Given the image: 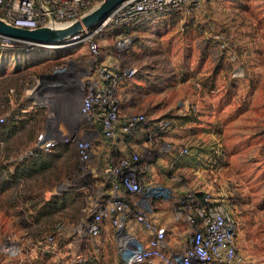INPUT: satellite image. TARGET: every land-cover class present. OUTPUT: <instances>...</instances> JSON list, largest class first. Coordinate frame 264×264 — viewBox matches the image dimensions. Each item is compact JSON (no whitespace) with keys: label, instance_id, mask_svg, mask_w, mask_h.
<instances>
[{"label":"rangeland","instance_id":"obj_1","mask_svg":"<svg viewBox=\"0 0 264 264\" xmlns=\"http://www.w3.org/2000/svg\"><path fill=\"white\" fill-rule=\"evenodd\" d=\"M201 4L178 16L165 14L145 23L144 27H153L142 32L125 29L136 40L128 53L117 49L127 36H119L112 27L104 29L95 38L101 51L97 60L122 73L137 70L134 79L122 80L123 110L146 115L150 131L160 133V122L167 123L168 129H162L155 143L137 152L148 166L147 184L178 194H208L223 202L239 222L238 264H264V0ZM203 47L208 49L206 65L187 81V66L195 68ZM218 56L225 61L220 81L215 90L206 91L201 81L214 72ZM95 60L84 42L58 48L20 43L1 51L0 115L7 108L10 88L19 90L20 104L39 98L38 107L46 113L34 123L33 132L45 141L69 144L79 155L78 145L85 142L89 125L81 114L83 90ZM187 115L197 116L201 125H185ZM30 136L11 139L9 145H22ZM101 144H92L89 161L80 158L82 174L53 182L49 190L55 195L45 194L52 201L67 186L84 190L76 209L24 228L0 199V264H62L68 257V241L77 231L87 232L91 216L107 201V187L87 189L92 186L88 174L101 170ZM181 148L189 153L181 156ZM0 158L12 157L4 151ZM56 224L62 225L67 237L52 235ZM49 236H55L56 247L47 241ZM55 248L67 251L55 259L45 258L54 255Z\"/></svg>","mask_w":264,"mask_h":264},{"label":"built area","instance_id":"obj_2","mask_svg":"<svg viewBox=\"0 0 264 264\" xmlns=\"http://www.w3.org/2000/svg\"><path fill=\"white\" fill-rule=\"evenodd\" d=\"M103 0H0V18L11 26L34 30L46 24H65L81 19L91 9ZM203 0H132L119 7L113 15L95 29L86 30L87 34L81 39V34L75 36L68 45L87 44L91 55L96 58L87 84L83 90L81 114L89 122L99 119L101 134L106 143L114 142L121 136H133L148 121L144 114L123 116L119 89L122 80L134 79L137 70L126 72L115 71L99 62L101 51L96 36L104 29L112 27L119 36H127L125 44L117 45L119 50H128L133 41L128 31L158 19L162 15L179 13L183 10L197 9ZM149 21V22H150ZM19 42L0 35V52L12 49ZM123 51V52H124ZM35 105H42L39 98L33 99ZM5 118H1L3 123ZM161 130L168 129L166 122H160ZM156 132L149 135V143L161 135ZM93 138L86 137L80 142L78 150L80 158L90 160ZM58 145L54 141L43 140L39 135L36 146L51 151ZM189 153L188 148H181V156ZM148 166L142 156L134 153L131 157L122 158L115 166H109L107 173L111 178V192L108 202L95 210L88 222V232L92 237H98L103 229L105 220H110L113 227L121 229L124 219L132 214L135 221L146 228L151 239L147 244L125 239L126 245L122 250L123 264H154L158 260L161 264H238V234L239 222L232 211L223 202L212 196L201 195L195 191H188L180 198L170 188L153 187L147 184ZM144 195L151 201L162 199L176 201L177 215L184 218L192 226L194 234L190 244L178 257H170L164 252L166 229L152 220L146 210L132 206L136 196ZM47 241L55 244L53 236ZM69 264H84L75 261ZM90 264V263H86Z\"/></svg>","mask_w":264,"mask_h":264},{"label":"trees","instance_id":"obj_3","mask_svg":"<svg viewBox=\"0 0 264 264\" xmlns=\"http://www.w3.org/2000/svg\"><path fill=\"white\" fill-rule=\"evenodd\" d=\"M177 14L179 13H172L173 16H178ZM146 23H151V21ZM149 27H153V25L143 26L142 28H137V30L142 32ZM131 37L133 43L126 53L136 43L134 37ZM140 43H142V40ZM207 50L206 47L200 49V56L195 68L191 69L189 65L187 66V81L194 78L196 74L201 73L204 69ZM224 62L223 58L217 57V66L214 72L201 81L203 89L206 91L216 89V84L220 81ZM19 96L20 92L17 88H10L8 101L6 102L7 108L0 115V119L5 118L3 123L0 122V153L6 151L9 157H12L5 159V161L0 158V194L6 195L9 191H15L16 195L13 198H8L7 205L10 209L21 207L22 212L19 214L27 218L24 224L29 227L35 224H46L45 220L78 207L80 200L84 197L83 193L79 194V192L70 191L71 193L68 195L61 198L56 197L52 201L45 197V193L51 188L53 182L59 183L66 179L71 180L73 177L82 174L83 170L80 168L81 159L78 152L71 149L69 144H58L51 151L36 146L38 134L36 135L33 132V125L37 120L45 117L46 110L41 107H33L30 111L33 101L27 104H20L17 100ZM183 123L185 125H198L200 120L196 116L187 115L183 119ZM28 133H31V136L24 144L9 145V140L22 139ZM70 158H72L71 161L69 160ZM22 181H25V183L23 184ZM30 181L35 184L33 186L27 185L26 187L25 185ZM46 184L48 185L47 187ZM20 186H23L26 192L17 191ZM33 188L34 190H32ZM54 227L52 228L54 229L52 235H57L62 225L56 224ZM45 258L51 260L53 255L48 254Z\"/></svg>","mask_w":264,"mask_h":264},{"label":"crops","instance_id":"obj_4","mask_svg":"<svg viewBox=\"0 0 264 264\" xmlns=\"http://www.w3.org/2000/svg\"><path fill=\"white\" fill-rule=\"evenodd\" d=\"M101 63L105 64L102 61ZM90 75L87 76V78H89ZM139 80L142 81V77L139 78ZM125 83L126 82H123V84H121L122 86L119 89V96L121 101V113L123 116L127 117L131 114L128 112V109L123 110V99L121 98L124 95L123 86L125 85ZM33 107H38V105H35V103L33 102V106L29 110L31 111ZM195 125L197 124L187 126ZM198 125H201V123ZM146 127L147 124L143 125L142 128L137 131L133 136H121L114 142L106 143L101 134V123L99 119H95L92 123L89 122V125H86V129L84 130L85 136L93 138L95 144L98 142L102 143L100 145L102 149V159L100 160L101 170L98 172L94 170L90 174H88V178L91 181L92 186L87 188L91 190L93 186H98L99 188L107 187L108 191L104 195L107 197V201L104 200L102 204L108 202L109 195L111 192V178L107 173V168L109 166L114 165V163L118 164L119 161L131 151L134 153H137L139 151L145 152L146 145L150 144L148 141L149 135H154L156 133L153 130H147ZM176 154L173 155L172 160L176 157ZM151 172L153 173V170ZM152 173L150 175H152ZM25 181H22V183L24 184ZM27 183L32 182L30 181ZM27 185L30 184H26L25 186L27 187ZM22 188L23 186H20L17 191L21 190L22 192H26V189L23 188L22 190ZM70 191L79 193L84 192V190H76L70 186H67L66 190L60 191L56 195V197L61 198L63 196H66L71 193ZM47 192H51L52 195H55V190L53 189L46 191V193ZM174 192H176V190ZM175 194L177 198H180L186 193ZM15 195V191L12 190L7 192L6 195L0 194V199L2 201L3 206L13 211V215L15 214L17 217H19L21 219L20 223L23 225L24 228H27L28 226L24 224L27 221V218L25 217L23 220L21 214H19L22 212V208L17 207L15 209H10L7 205L8 198H13ZM132 206L146 210L149 217L154 220L157 225L166 229L167 234L164 243V252L168 256L178 257L183 253L184 249L188 247L191 238L194 234V230L192 226L185 222L184 218H180L177 215L176 201H165L162 199H153L151 201L148 197L144 195H139L134 198ZM124 222L125 223L123 227L121 229H117L113 227L110 220H105V222L103 223L102 232L98 237H92L91 235L88 236V228L86 233L82 232V230L77 231V234L72 240L69 238L70 241L68 242L70 243H68L67 245L68 251L67 249L64 250V248L61 250L59 248H55L54 250L57 251L53 255V259L59 257L67 251L68 257L62 260V264H69L75 261H80L84 264H123L122 250L126 245V238L130 239L133 242L139 241L144 244H147L151 239L149 231L140 224H138L132 214H129L124 219ZM62 229L63 227H61L60 231H58L59 235H61V237H67ZM56 245L57 244H55V247ZM50 251H52V249ZM52 252L54 253V251ZM154 264H161V262H159L158 260H154Z\"/></svg>","mask_w":264,"mask_h":264},{"label":"water","instance_id":"obj_5","mask_svg":"<svg viewBox=\"0 0 264 264\" xmlns=\"http://www.w3.org/2000/svg\"><path fill=\"white\" fill-rule=\"evenodd\" d=\"M132 0H103L81 19L65 24H46L34 30L17 28L0 18V35L9 37L21 44L32 47L58 48L68 45L81 34L84 39L86 30L99 27L121 6Z\"/></svg>","mask_w":264,"mask_h":264}]
</instances>
